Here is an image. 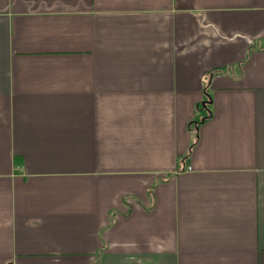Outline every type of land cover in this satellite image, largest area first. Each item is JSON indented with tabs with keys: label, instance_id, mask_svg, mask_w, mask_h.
<instances>
[{
	"label": "crops",
	"instance_id": "obj_1",
	"mask_svg": "<svg viewBox=\"0 0 264 264\" xmlns=\"http://www.w3.org/2000/svg\"><path fill=\"white\" fill-rule=\"evenodd\" d=\"M0 264H264V0H0Z\"/></svg>",
	"mask_w": 264,
	"mask_h": 264
},
{
	"label": "trees",
	"instance_id": "obj_2",
	"mask_svg": "<svg viewBox=\"0 0 264 264\" xmlns=\"http://www.w3.org/2000/svg\"><path fill=\"white\" fill-rule=\"evenodd\" d=\"M206 98L208 99V101H206V107H203L202 105H199L197 107V115H196V118H195V123H198V125H200L201 123H205L206 121H208L211 116H212V113H211V109H210V103H211V97L208 93L205 94ZM200 123V124H199Z\"/></svg>",
	"mask_w": 264,
	"mask_h": 264
},
{
	"label": "water",
	"instance_id": "obj_3",
	"mask_svg": "<svg viewBox=\"0 0 264 264\" xmlns=\"http://www.w3.org/2000/svg\"><path fill=\"white\" fill-rule=\"evenodd\" d=\"M202 106H203V107H206V103L204 102V103L202 104Z\"/></svg>",
	"mask_w": 264,
	"mask_h": 264
}]
</instances>
